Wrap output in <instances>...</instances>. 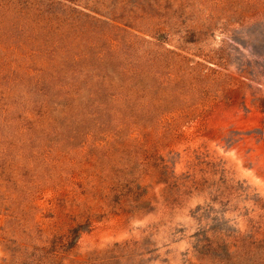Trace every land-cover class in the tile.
Returning a JSON list of instances; mask_svg holds the SVG:
<instances>
[{"label": "rangeland", "instance_id": "obj_1", "mask_svg": "<svg viewBox=\"0 0 264 264\" xmlns=\"http://www.w3.org/2000/svg\"><path fill=\"white\" fill-rule=\"evenodd\" d=\"M0 264H264V0H0Z\"/></svg>", "mask_w": 264, "mask_h": 264}]
</instances>
